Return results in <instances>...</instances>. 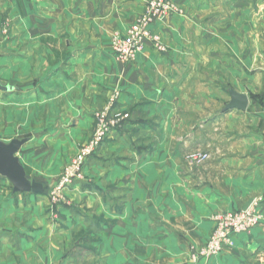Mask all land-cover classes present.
<instances>
[{
    "label": "rangeland",
    "instance_id": "374dc122",
    "mask_svg": "<svg viewBox=\"0 0 264 264\" xmlns=\"http://www.w3.org/2000/svg\"><path fill=\"white\" fill-rule=\"evenodd\" d=\"M236 2L216 6L218 15L216 20L210 22L217 31L213 44L216 50L212 53L216 64L210 70H200L202 76L205 71L211 72V82L214 83L211 86L222 105L216 120L220 129L214 130L215 134H220L224 126V113L229 111L227 106L231 102L232 92L264 103V16L258 25L255 20L257 17L253 15L250 36H244L241 33L244 22L237 17L228 19L225 16L230 12H242V6ZM17 3V0H0V82L10 86V90L0 91V143L25 141L16 157L24 168L26 179L42 183L46 192L39 196L14 193L10 182L0 176V264H162L161 260L154 259L155 256H179V262L173 264H264V209L258 198L254 199L258 200L257 213L263 218L261 224L236 236L232 246L210 258L199 255L200 248L208 238L200 244L185 239L186 243L178 246L180 250L170 245L172 251L165 253L166 247L160 243L158 228H153L151 233L146 228H137L134 235L128 226L118 227V217L129 203L130 194L128 187L122 190L113 189L112 186L107 188L112 180L108 179L103 185V169L112 166L129 168L130 163L139 162L141 158L158 150L161 127H173L177 123L176 90L171 89L168 95L165 110L171 113L164 116L160 109L155 115L146 113L144 107L149 106L151 100L125 103L121 100V90L108 86L107 72L96 74V68L101 67L100 64L95 66L100 60V54L88 52L81 61L77 60L81 55L76 49L72 51L68 48L74 45L76 39L63 27L58 28L55 43L51 41L52 53L41 54L42 62L46 60V63L35 70L32 62L26 63V53L18 44L21 39L19 34L27 30V27L22 14L16 12ZM143 4V10L138 16L144 12L146 0H143ZM176 6L179 11L174 15L184 16L185 7L178 0ZM249 10L252 13L256 11L251 5ZM60 23L63 21L60 20ZM203 23L208 25V21ZM185 26L187 30L191 29V21ZM114 32L120 31H112L104 43L110 48L115 60L123 65L135 62L141 52L134 60L126 62L115 56L111 48ZM190 34L189 31L185 32V43L189 45ZM159 36L164 51L151 47L165 57L169 52L170 63L168 67H164L167 66L164 63L159 72L160 79L166 80L167 76L171 77L176 71V37L164 44L160 33ZM46 43L42 42V45ZM172 63L173 66L170 65ZM50 66L51 69L48 68ZM150 75L153 77L151 70ZM259 78L261 82L257 83ZM206 81L208 74L206 78H201V82ZM116 113L123 118L118 122L108 121ZM101 114H105L104 120L109 122V130L102 142L83 158L79 174L70 182H64L62 178L66 168L94 137ZM126 124H132L133 127L126 129ZM114 131L118 134H114L115 138H109ZM165 132L166 155L173 158L175 164H166L163 168H174L176 172L175 153L181 137ZM190 144L186 143V148L180 151L181 174L182 171L193 173L197 166H204L212 158L209 149L193 148ZM213 153L216 155V152ZM194 154L207 157L197 161L193 158ZM136 174L139 175V172ZM164 174V171L159 173V181L165 178ZM189 185L192 186L193 182L190 181ZM135 199L137 203L142 201L156 206L152 216L157 221L161 219L160 207L166 197L153 195L150 198ZM185 199L181 200L184 205L192 208V201ZM218 212L222 211L213 213L212 223L213 216ZM257 229L262 231L255 232ZM240 236H247V243L243 246L245 250L241 249L235 256L225 255L232 252ZM129 237L141 243L128 245L118 242V238L126 241ZM130 256L152 257L134 262Z\"/></svg>",
    "mask_w": 264,
    "mask_h": 264
},
{
    "label": "crops",
    "instance_id": "0c3cea01",
    "mask_svg": "<svg viewBox=\"0 0 264 264\" xmlns=\"http://www.w3.org/2000/svg\"><path fill=\"white\" fill-rule=\"evenodd\" d=\"M17 1L16 12L22 14V20L27 27V30L19 34L21 39L18 40V44L19 47L22 46L23 53H26V63L32 62L35 70L46 63V60L42 62L41 54L52 53L50 47H53L54 40L58 38V28L63 27L76 39L74 45L68 48L72 51L76 49L75 51L81 55L80 58H76L77 60L81 61L88 52L100 54L98 59L102 61H97L95 66L100 64L101 67L96 68V74L102 75L107 72L105 75L108 74V80L106 78L105 80L108 86L121 90V100L125 103L148 99L151 100V104L144 107L146 113L155 115L160 109L161 115L164 116L171 113L165 110L169 101L168 95L171 89L176 90L177 123L173 127H161L158 150L141 158L139 162L130 163L129 168L112 166L103 169L105 171L103 185L109 179L113 182L108 181L111 185L107 183L109 186L107 188L112 186L113 189L122 190L128 187V195L130 194V201L117 220L119 228L128 226L134 235L137 228H146L150 233L153 228H158L161 235L160 243L166 247L164 252L168 253L172 251L170 245L177 246L178 250V246L186 243L185 239L196 244L204 243L213 229L211 217L216 211L243 209L246 202L254 198L260 199L264 209V103L258 99L254 101L245 95L248 99L247 107L244 110L229 109L224 113V126L220 134H215L213 131L220 129L216 120L222 105L217 100V92L211 86L214 84L211 82V72L205 71L203 76L200 72L202 68L210 70L216 64L212 53L216 50L213 44L217 31L213 23H210L216 20L218 15L216 6L237 1L236 3L242 6V12L240 14L230 12L225 16L228 19L237 17L244 22L241 25L244 28L241 29V33L250 36L253 15L257 17L255 20L258 25L259 21L263 20L264 0H178L179 4L185 7V15L170 16L153 26V30L161 34L164 44L170 43L169 39L176 37L178 52L175 56L176 71L171 77L167 76L166 80L160 79L159 72L164 63H167L164 67H168L170 63L169 52L165 57L150 45H146L135 62L123 65L115 60L110 48L104 43L112 31L124 32L135 21L143 10V0ZM249 5L256 11L250 12ZM60 20L63 21V25ZM190 21L192 28L187 30L185 25ZM205 21H208V25L203 23ZM187 31L191 32L190 45L185 43ZM42 42L47 43L42 45ZM173 63L170 65L173 66ZM48 68L51 69V66ZM150 70L153 77L149 76ZM206 74L208 81L201 82V78H206ZM256 81L261 82L260 78ZM7 86L10 89V86ZM124 127L128 129L133 125L126 124ZM165 131L181 137L175 153L176 172L174 168H163L166 164L171 166L175 164L174 159L166 155ZM116 133L117 131H114L109 138H115ZM120 140L122 143L123 139ZM185 142L187 145L191 143L193 148L209 149L212 158L204 166H197L193 173L182 171L181 174L179 155L180 151L183 152L186 148ZM213 152H216V155ZM161 171H164L165 178L159 181ZM190 181L193 182L192 186L189 185ZM153 195L166 197V201L160 207L159 221L152 216L154 209H157L156 206L145 201V204L142 201L137 203L135 199L150 198ZM175 197L177 199H174ZM181 198L192 201V208H187L181 201L184 199ZM174 201L176 203H173ZM260 231L262 230H255ZM246 237H238L232 252L225 255L235 256L241 249L244 251ZM120 238L118 242L121 244L141 243H138L136 238L132 240V237L126 241H121ZM132 257L130 256L131 261L141 262L151 259L152 256ZM154 259L161 260L162 264H173L179 262L180 258L155 256Z\"/></svg>",
    "mask_w": 264,
    "mask_h": 264
},
{
    "label": "built area",
    "instance_id": "2783aa9c",
    "mask_svg": "<svg viewBox=\"0 0 264 264\" xmlns=\"http://www.w3.org/2000/svg\"><path fill=\"white\" fill-rule=\"evenodd\" d=\"M176 0H146L144 12L138 16L123 33L114 32L111 37V48L115 56L122 62L134 60L142 51L144 46L150 45L160 51H164V46L158 32L153 30V26L162 22L168 16L178 14ZM105 114H101L98 129L94 137L82 150L81 154L73 160L64 173L63 181L70 182L80 171L82 160L94 148H96L109 130V122H118L123 117L116 113L112 120H104ZM106 121V122H105ZM207 156L194 154L193 158L202 161ZM258 200L253 199L247 208L239 211H222L213 216L214 229L207 241L199 250V255L203 258H210L219 254L224 248L230 247L236 236L247 233L257 225L261 224L262 216L257 213Z\"/></svg>",
    "mask_w": 264,
    "mask_h": 264
},
{
    "label": "water",
    "instance_id": "95a60500",
    "mask_svg": "<svg viewBox=\"0 0 264 264\" xmlns=\"http://www.w3.org/2000/svg\"><path fill=\"white\" fill-rule=\"evenodd\" d=\"M10 90L6 84L0 82V91ZM231 102L228 109L244 110L247 107L248 99L245 95L236 92L231 93ZM25 143L22 141H11L9 144L0 143V176L5 177L13 187L14 193L44 194L46 188L42 183L26 179L24 168L20 165L16 153ZM250 201L244 206L248 207Z\"/></svg>",
    "mask_w": 264,
    "mask_h": 264
}]
</instances>
